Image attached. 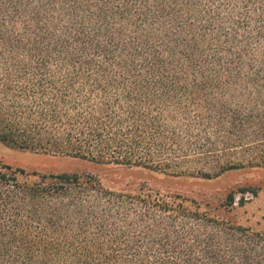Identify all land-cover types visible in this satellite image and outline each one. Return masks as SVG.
I'll return each mask as SVG.
<instances>
[{"label": "trees", "instance_id": "trees-1", "mask_svg": "<svg viewBox=\"0 0 264 264\" xmlns=\"http://www.w3.org/2000/svg\"><path fill=\"white\" fill-rule=\"evenodd\" d=\"M0 144L168 176L264 167V0H0ZM220 206L0 160V264H264V230L234 191Z\"/></svg>", "mask_w": 264, "mask_h": 264}, {"label": "rangeland", "instance_id": "rangeland-1", "mask_svg": "<svg viewBox=\"0 0 264 264\" xmlns=\"http://www.w3.org/2000/svg\"><path fill=\"white\" fill-rule=\"evenodd\" d=\"M0 160L15 167L41 171L89 172L114 189L136 188L141 184L192 196L221 208L230 192H235V218L245 226L264 230V167L232 169L212 178L168 176L139 166L100 164L64 156L24 152L0 144ZM257 189L254 195L251 190ZM243 191V192H242ZM243 198L244 206H238ZM222 209V208H221Z\"/></svg>", "mask_w": 264, "mask_h": 264}]
</instances>
